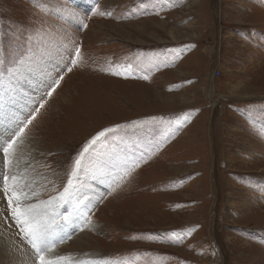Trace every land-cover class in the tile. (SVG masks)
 <instances>
[{
	"label": "rangeland",
	"instance_id": "374dc122",
	"mask_svg": "<svg viewBox=\"0 0 264 264\" xmlns=\"http://www.w3.org/2000/svg\"><path fill=\"white\" fill-rule=\"evenodd\" d=\"M95 2L44 0L41 11L30 0H0L4 66L21 54L19 37L34 29L45 31L53 53L20 91L38 100L63 75L30 126L27 138L43 153L28 175L62 190L75 157L106 128L116 130L94 154L139 162L111 194L81 176L91 224L69 226L71 238L57 251L86 234L70 244L73 261L264 264V0H99L93 14ZM64 45L81 49L71 72L63 67L67 55L56 54ZM114 64H131L129 78L109 74ZM145 74L148 80L139 78ZM11 87L0 81V94ZM8 127L0 123L7 135ZM51 188L43 199L55 195ZM0 201L6 210L3 193ZM1 219L13 234L10 217ZM25 252L32 264L31 249Z\"/></svg>",
	"mask_w": 264,
	"mask_h": 264
},
{
	"label": "snow or ice",
	"instance_id": "6c2138e0",
	"mask_svg": "<svg viewBox=\"0 0 264 264\" xmlns=\"http://www.w3.org/2000/svg\"><path fill=\"white\" fill-rule=\"evenodd\" d=\"M30 2L41 11H45L41 6L44 0H30ZM164 3L171 4L172 0H164ZM97 11H99V0H96L92 9L93 14ZM100 15L111 16V13L101 12ZM45 36L46 33L42 28L25 32L19 37L22 41L21 54L13 64L5 67V61L0 58V81L7 79L12 85L0 94V123L13 126L10 135L0 137V165L3 168L0 171V193H3V199L7 202L6 210L0 209V218L7 223L10 217L15 226L13 236L18 237V240L13 238L11 243L18 252L25 251L23 246L31 249L32 264H109V261L104 258L73 261L71 256L59 253L57 246L64 243L65 239L71 238V235L66 232L69 226L83 221L80 223V231H83L91 224L85 209L92 201L85 192L81 191V176L88 175L104 183L111 194L112 191L121 187L139 166V162L130 157L118 154L105 157L94 154L93 146L97 141L116 129L106 128L100 131L83 146L72 162L62 190H58L53 181L47 177L41 178L44 181L43 187H37V179L28 175L27 168L19 167L22 146L26 144L30 126L41 114L40 110L47 104V98L52 96L63 79V75L58 72V78L52 79L51 83L46 85L48 89L46 94L38 100L27 97L26 93L20 91L19 86L29 82L31 77L42 75L45 64L53 58L52 51L45 46ZM56 54L60 59L67 55L68 61L63 66L66 72H71L78 66V62L82 61L79 46H76L73 52L64 45L63 52L58 48ZM57 67L59 68V65ZM132 67L131 64L110 65L109 74L127 79ZM48 77H51V73H48ZM139 78L149 79L147 74ZM33 105L35 107H32ZM190 115L191 113L183 114V121L178 124V127H183ZM143 123L145 121H132V126ZM121 127H127V125L116 126V128ZM259 131L264 134V126H261ZM50 184L51 191L55 192V195H48L47 199H43L42 196L47 194ZM86 201L88 204L85 203ZM11 226L9 224V227Z\"/></svg>",
	"mask_w": 264,
	"mask_h": 264
},
{
	"label": "bare ground",
	"instance_id": "6f19581e",
	"mask_svg": "<svg viewBox=\"0 0 264 264\" xmlns=\"http://www.w3.org/2000/svg\"><path fill=\"white\" fill-rule=\"evenodd\" d=\"M51 105H53L52 101H51ZM5 126L8 127V125H6V124H5ZM3 130L4 129L0 130V136L5 134V133H3ZM5 135H7V134H5ZM42 148H43V146L37 145L33 140H28V138H27L26 144L24 146H22V151H21V157L22 158H21V160L19 162V167L21 169L27 168L28 170L34 169V166L39 164L38 161H39V159H40V157L42 156V153H43ZM30 177H35L37 179V187H38V183L41 180H43V179H41L42 176L37 175V174H34V175L30 176ZM1 204L2 203L0 201V209H2L1 208ZM4 225H3L2 219L0 218V264H29V262H30L29 260L23 259V256H25V254H26L25 251H28L29 249H25L24 252L16 251L14 249V245H12V243H11V241H12L11 237H12L13 234L10 233L7 230V227H5ZM86 237H87L86 234L83 237L82 236L79 237V238L76 237V238H74L72 240L73 241L72 244L76 243L78 245ZM70 244H68L67 247H63V248L59 249L58 251L61 254L69 255V256L73 257V255H74L73 252H72L73 247H70ZM72 244H71V246H72ZM68 251L70 253L67 254Z\"/></svg>",
	"mask_w": 264,
	"mask_h": 264
},
{
	"label": "built area",
	"instance_id": "2783aa9c",
	"mask_svg": "<svg viewBox=\"0 0 264 264\" xmlns=\"http://www.w3.org/2000/svg\"><path fill=\"white\" fill-rule=\"evenodd\" d=\"M215 75H216V73H214V77H216Z\"/></svg>",
	"mask_w": 264,
	"mask_h": 264
}]
</instances>
